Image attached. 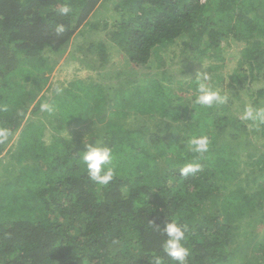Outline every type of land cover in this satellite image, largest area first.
I'll use <instances>...</instances> for the list:
<instances>
[{"label":"trees","instance_id":"trees-1","mask_svg":"<svg viewBox=\"0 0 264 264\" xmlns=\"http://www.w3.org/2000/svg\"><path fill=\"white\" fill-rule=\"evenodd\" d=\"M110 2L115 28L88 49L98 69L109 49L124 53L118 87L74 81L41 96L45 75ZM240 44L229 104L195 105L197 71L211 61L206 71L225 83L219 62ZM257 77L264 81V0H0V125L9 129L0 142V264H151L154 256L176 264L162 248L161 228L173 219L187 226L185 264H264V230L241 237L243 224L264 227V152L251 139L264 136V124L241 118L246 105L264 107V88L243 98ZM45 102L52 113L40 110ZM86 134L113 148L107 186L80 163ZM191 135L207 136L209 150L190 152ZM186 163L201 169L182 176Z\"/></svg>","mask_w":264,"mask_h":264},{"label":"rangeland","instance_id":"rangeland-1","mask_svg":"<svg viewBox=\"0 0 264 264\" xmlns=\"http://www.w3.org/2000/svg\"><path fill=\"white\" fill-rule=\"evenodd\" d=\"M117 18V15L114 13V8L110 3H103L100 8L98 9V12L90 17L88 21V25L83 26L81 31L75 36L73 39L71 46L69 48V54L65 55L64 58L58 61V63L55 65L54 71L51 73H47L45 75V78H49L48 84L44 87L43 92L41 93V96H47L51 97L54 94V88L60 87L62 89L68 88L69 85L74 81H82L85 85L90 84V82L101 84L103 87L110 86L111 88L118 87V81L115 79L116 74L119 71L124 70L127 57L124 55L123 52H121L119 49L112 48L109 49V62L105 65L103 69L99 68V61H98V55L94 52H91L89 48V44L94 41L97 43L100 41V39L106 38L108 33L114 30V23ZM108 24V26L105 29V24ZM98 24V32L94 33V30L91 29L92 25ZM102 34V35H101ZM243 48V45L240 44L239 46L235 47L232 45L229 52L225 55V61H220L219 63L224 65L225 68L223 71V76L225 78V83L220 84L218 83L217 78L213 76V74H209V85L215 88H218L220 92H223L225 95L230 97L229 92V82L231 81L230 75L233 73V70L235 69L236 65L238 64L239 60L242 58V53L239 51V49ZM182 45H179L178 47L170 49V53L176 52V54H179V51L182 50ZM120 51V52H119ZM70 54H73V57L70 56ZM172 56L168 57L171 58ZM83 60V62H82ZM212 63L207 62V64ZM205 64L202 69H199L198 71H206L208 68V65ZM93 66L95 69H91L88 67ZM140 73H143L145 70L139 69ZM207 72V71H206ZM149 73V72H148ZM195 76V73L194 75ZM258 77L253 79L252 85L250 86L251 89L247 90V94L243 95V98L245 97L246 102L249 100V93L251 91H257L264 88V81H257ZM185 89V88H184ZM186 90V89H185ZM182 97H187L188 95L185 93H180ZM193 93L190 91V96H192ZM232 98V96L230 97ZM230 100V99H229ZM252 100V99H251ZM251 100L249 102H251ZM225 104H229V101ZM240 109H236V112L240 113ZM243 112V111H242ZM132 122V120H131ZM138 123H140V120L136 121L134 120V125L136 126ZM249 127L250 132V124L247 125ZM70 130V129H69ZM72 130V129H71ZM70 130V131H71ZM69 131L65 133L66 136L71 134V132L68 134ZM72 138L73 134L70 136ZM251 139L253 141V146L255 148H259L261 151L264 152V136L262 137L260 134L251 135ZM10 152V151H9ZM7 152L4 154L2 160L4 162L8 161V157H10V153ZM7 161H6V160ZM241 170L243 172H246L245 163L240 160ZM245 174V173H244ZM242 233L241 237L248 238L249 232H258L259 234H262L264 227H258L256 229V225L253 227H250L248 224L242 225ZM257 236V235H256ZM242 264V263H241Z\"/></svg>","mask_w":264,"mask_h":264},{"label":"clouds","instance_id":"clouds-1","mask_svg":"<svg viewBox=\"0 0 264 264\" xmlns=\"http://www.w3.org/2000/svg\"><path fill=\"white\" fill-rule=\"evenodd\" d=\"M70 12L71 8L68 5H65L61 9V14L63 15H69ZM56 31L63 32L64 25H57ZM194 81L196 92L195 105L211 108L228 102L229 97L227 95H222L219 90H214L209 85L208 72L197 71ZM55 91L57 94H60L63 89L57 87ZM40 110L52 113L55 109L52 105L45 102L41 104ZM241 118L253 124H264V107H254L251 104L246 105ZM8 137L9 129L0 125V142L6 141ZM92 139V135L86 134L84 136L82 140L83 149L79 150V160L92 182L101 186H107L116 175L115 167L112 166L114 159L113 148L97 138H95V143H92L90 142ZM187 148L193 154H204L209 150V139L205 135H191L187 139ZM200 169L201 165L199 163H186L180 168V174L187 176L197 173ZM161 230L167 237L162 246L163 252L176 264H185L189 256V249L185 246L187 242V226L181 225L177 219H173L166 223ZM151 264H163L162 257L154 256Z\"/></svg>","mask_w":264,"mask_h":264}]
</instances>
